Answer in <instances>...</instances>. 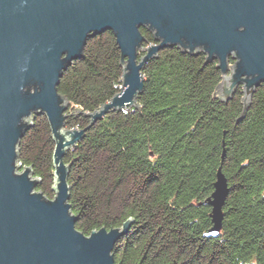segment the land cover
Masks as SVG:
<instances>
[{
  "label": "trees",
  "instance_id": "16d2710c",
  "mask_svg": "<svg viewBox=\"0 0 264 264\" xmlns=\"http://www.w3.org/2000/svg\"><path fill=\"white\" fill-rule=\"evenodd\" d=\"M144 45L155 43L143 27ZM140 53V58L144 55ZM235 60L230 58V63ZM145 85L128 112L110 109L123 66L115 34L92 36L84 56L61 78L69 102L66 125L86 128L64 161L70 165L76 227H122L117 264H264V83L245 111L240 85L229 100L219 93L218 60L178 46L161 49L143 69ZM56 142L46 115H37L19 144V162L31 166L37 187L54 198ZM229 194L217 235L212 206L219 170Z\"/></svg>",
  "mask_w": 264,
  "mask_h": 264
},
{
  "label": "water",
  "instance_id": "95a60500",
  "mask_svg": "<svg viewBox=\"0 0 264 264\" xmlns=\"http://www.w3.org/2000/svg\"><path fill=\"white\" fill-rule=\"evenodd\" d=\"M143 27L155 43L144 45ZM108 30L121 50V90L88 113L92 123L110 109L137 105L146 62L169 46L218 60L219 93L227 101L242 85L245 111L264 83V0H0V264H117L113 251L131 220L90 235L76 227L64 157L88 127H67L70 102L58 91L88 39ZM41 114L56 142L53 199L37 190L41 179L32 167L19 162L21 139ZM228 194L220 169L207 200L210 235L222 228Z\"/></svg>",
  "mask_w": 264,
  "mask_h": 264
},
{
  "label": "built area",
  "instance_id": "2783aa9c",
  "mask_svg": "<svg viewBox=\"0 0 264 264\" xmlns=\"http://www.w3.org/2000/svg\"><path fill=\"white\" fill-rule=\"evenodd\" d=\"M122 111H123L124 113H127V112H128L127 107L123 108Z\"/></svg>",
  "mask_w": 264,
  "mask_h": 264
},
{
  "label": "rangeland",
  "instance_id": "374dc122",
  "mask_svg": "<svg viewBox=\"0 0 264 264\" xmlns=\"http://www.w3.org/2000/svg\"><path fill=\"white\" fill-rule=\"evenodd\" d=\"M233 64H234V63H231V68H232ZM231 70H232V69H231ZM231 70H230V71H231ZM21 171H22V169H21ZM54 192H56V191H54ZM55 195H56V193H55ZM52 199H53V198H52Z\"/></svg>",
  "mask_w": 264,
  "mask_h": 264
}]
</instances>
